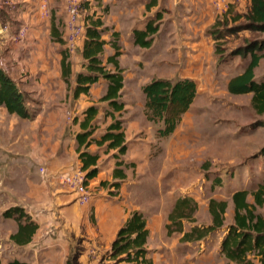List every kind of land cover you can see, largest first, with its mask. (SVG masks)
Segmentation results:
<instances>
[{
  "label": "rangeland",
  "instance_id": "374dc122",
  "mask_svg": "<svg viewBox=\"0 0 264 264\" xmlns=\"http://www.w3.org/2000/svg\"><path fill=\"white\" fill-rule=\"evenodd\" d=\"M150 1L42 0L37 4L35 14L44 23L53 24L55 18L58 32L61 36L63 35L62 43H58L65 46L63 51L67 53L68 62L71 65H77L78 69H82V72H85L83 70L85 61L80 50L85 41L86 19L91 16L101 17L105 27L108 28L103 34L107 45L101 60L107 65L108 58L116 52L114 44L119 47L120 56L117 60L124 70L125 77L122 99L126 98L128 104L131 99L132 104L128 107L125 105L124 111L117 116L121 119L126 108L128 110L133 108L134 111L140 109L144 113L145 119L139 116L140 120H138L139 118L136 119L131 111L127 117L131 121L130 124L126 123L125 125V121L122 120L125 131L132 126L140 128L139 130L136 128L137 130H134L131 138L127 140V155H121L117 151H107L105 146L93 145V151L92 147L89 149L90 152L99 154L100 159L102 158L101 164L100 160L98 163L97 179L89 181V184L92 182V186L98 187L106 183V186L103 187L106 189L107 195L112 196L115 192L111 190L110 185L114 179L112 177L113 181L110 183V177L118 160L124 163L123 170L134 178H144L145 170L143 169L145 167L150 169V165L143 160L156 163L158 168L163 167L164 169V184H166L164 192L167 193L172 189L175 195L180 198H191L197 204L196 222L185 220L186 230L184 229V232H189L192 226L212 224L208 222L211 199L226 201L228 208L224 216V227L195 242H199L201 254L205 251V253L213 255L214 260L208 264H229L218 248L221 247L225 230L234 223L232 196L239 190L253 191L264 179V154L262 153L264 149V115L257 114L253 109L251 94L232 95L228 91L227 82L232 76L241 74L250 61L249 55L243 56L242 53L235 52L244 48L249 42L264 39V34L246 29L244 15L250 7L247 0H231L226 5L218 3V0H157V5L148 10L147 4ZM73 2L80 8L79 20L84 26V34L79 39L77 50L71 52L67 41V20L69 6ZM43 4H45L43 13L47 17H41L40 14ZM23 5L24 0H0V25H6L9 28V32L0 37L1 67L5 64V55L9 54V45L19 43L27 38L28 32L22 40L18 38V33L24 25H27L28 31L30 28L27 23H24L25 18L18 16L20 12H26V9H22ZM21 13L20 15H22ZM158 14L162 15L161 20H158ZM151 21H154L159 27L158 32L153 36L152 46L150 48L139 47L135 43L134 32L145 29L146 24ZM114 33H118V36H114ZM218 35H222L223 38L217 40L216 36ZM107 68L113 70L114 66L107 65ZM255 76L258 81L263 78L264 58L255 69ZM184 78H190L196 82L197 94L201 102L198 105V108L201 109L198 111V116L195 117V127L192 129L196 148L193 146L192 149L191 146H187L182 150L174 151L175 148H171L169 151L170 136L160 138L157 132L162 125L149 122L146 119L145 96L142 89L155 79L176 81ZM66 83H69V78ZM97 84L103 88L107 85L105 80H100ZM143 97L144 102L142 101ZM122 102L124 101L122 100ZM99 103L96 106L99 107L101 116L98 115L95 121L94 134V137L98 139L112 122L111 118L105 115V112L109 111L107 103ZM30 104L34 113L40 110L35 101H31ZM68 111L71 114L66 116V124L73 125L76 120L73 114L76 111ZM79 113L75 116L83 119L85 115L82 116L83 113ZM28 124L26 123L23 127L26 140L23 146H27L31 140L36 141L31 134H26ZM70 134L75 133L70 132ZM17 142L19 143V141ZM187 151H190L191 155L185 159L184 152ZM112 159L116 160V164H113ZM0 163L4 165L1 158ZM77 169L74 167L73 170ZM73 170L65 173L71 174ZM1 176L6 175L2 174ZM127 180L128 178L122 180L120 184ZM60 183L63 188L72 190L70 186ZM0 184L4 190V182L1 181ZM107 189H110L109 192ZM88 191L91 193L90 190ZM158 191V187L153 189V192ZM249 201L253 202L252 196ZM165 204L167 206L168 203ZM257 213L264 217V206L258 208ZM188 251L186 249L183 252ZM2 263L4 264V262Z\"/></svg>",
  "mask_w": 264,
  "mask_h": 264
},
{
  "label": "crops",
  "instance_id": "0c3cea01",
  "mask_svg": "<svg viewBox=\"0 0 264 264\" xmlns=\"http://www.w3.org/2000/svg\"><path fill=\"white\" fill-rule=\"evenodd\" d=\"M41 1L24 0L22 9H26V12H20L22 15L19 13L18 16H23L24 23L29 25L28 35L19 43L9 45V54L5 55L2 67L19 83L22 91L31 94L32 101L40 110L34 113L32 118L35 121H32L9 114L4 107L0 109V158L4 161V165L0 163V182H4L3 189L6 190H2L0 184V259L4 264L15 260L30 264H67L68 258L78 252L80 264H126L111 258L112 244L131 214L140 211L146 217L150 232L146 249L149 252L147 258L153 264L212 262V254L199 252V242H182L183 234L168 235L169 215L180 196L175 195L172 189L164 192L163 167L158 168L145 156L143 162H147L150 169H143L144 178L130 177L125 171L128 180L119 188L112 187L111 190L115 192L112 196L107 195L103 186L95 187L91 182L87 186L91 197L85 203L80 190L62 187V173L72 171L74 167L80 169L81 166L76 136L81 131L82 118L76 116L79 112L84 116L87 108L99 105L107 85L103 88L95 84L88 95L74 98L77 74L82 69L70 64L69 83L65 82L62 66L65 46L55 41L52 23H44L36 17V6ZM122 100L127 107L132 105L131 99L130 104L126 98ZM199 103L197 94L179 127L169 137V151L171 148H175L174 151L182 150L187 146L196 148L192 129L201 109L198 108ZM129 109L126 108L121 117L125 125L131 123L127 119L131 111L136 119L139 116L145 119L142 110ZM68 110L76 111L73 115L78 122L73 125L66 124V116L71 114ZM25 122L29 123L26 134H31L36 140H31L27 146H23L26 141ZM136 128L132 126L124 130L126 140L131 138L134 130L140 129ZM70 132L75 134L71 135ZM187 152H184L185 159L191 155L190 151ZM112 160L116 164V160ZM112 181L111 175L110 183ZM155 187L159 188L158 192H153ZM165 203H168L167 206ZM15 206L23 208L38 226L27 243L12 240V235L18 232L19 223L3 216L7 209ZM209 218L211 224L212 216L209 215ZM22 223L25 221L22 220ZM183 225L186 230L185 223ZM186 249L189 251L184 253Z\"/></svg>",
  "mask_w": 264,
  "mask_h": 264
},
{
  "label": "trees",
  "instance_id": "16d2710c",
  "mask_svg": "<svg viewBox=\"0 0 264 264\" xmlns=\"http://www.w3.org/2000/svg\"><path fill=\"white\" fill-rule=\"evenodd\" d=\"M250 3L248 12L244 15L247 30L264 34V0H247ZM157 5V0H151L147 9L151 10ZM158 20L162 15L158 14ZM238 18V16H237ZM235 19V18H234ZM159 27L154 21L148 22L145 29L135 30V43L142 48H150L153 36ZM108 30L101 17L93 16L86 19L85 41L82 49V57L85 61V72L77 74L76 86L73 90L74 98L88 95L92 86L100 80L107 83L106 94L100 99L101 103H107L109 111L106 117L111 118V123L100 139L95 138V121L100 114L98 106H90L84 113L80 122L81 131L77 134V151L81 163V170L86 173L85 186L89 181L97 178L99 173V154L90 152L93 145L105 146L107 151L118 152L125 155L128 150L123 122L117 114L125 109L122 102V92L125 84L124 70L121 68L117 58L120 56L119 47L114 44L116 50L113 56L107 60V65H113L114 70L107 68L101 60L107 42L103 34ZM52 32L55 41L62 43L53 19ZM213 33V32H212ZM114 36H118L114 33ZM217 40L223 38L216 36ZM243 56H250L247 67L239 75L232 77L228 83V91L232 95L251 94L252 107L259 115H264V76L256 80L255 69L264 58V39L249 42L235 52ZM63 76L66 82L70 75V63L65 54L62 60ZM145 96V116L149 122L162 125L158 130L160 138L171 136L179 127L184 115L189 111L197 97V84L190 78L176 81L169 79H155L143 87ZM31 94L20 89L19 83L0 66V109L6 108L9 114L17 115L22 119H31L34 115L30 107ZM75 122H78L77 119ZM264 154V149L262 150ZM123 162L119 161L113 170L114 182L111 187H120V182L127 178L123 170ZM106 186V183H103ZM252 196L253 202L249 201ZM234 205V223L225 230L221 241L220 251L229 264H264V217L257 213V209L264 206V179L252 191L239 190L232 196ZM197 204L191 198H180L175 203L169 215L167 225L168 234L184 233L182 242H195L206 238L208 235L224 227V216L228 203L211 199L209 202V213L212 216V224L209 226H194L189 232H184V221L196 222L195 213ZM4 218L14 219L19 223L18 232L12 235L16 243H27L38 229L25 210L19 206L11 207L3 213ZM25 220V223H22ZM150 232L147 228V220L144 213L135 211L131 214L124 226L119 230L117 238L112 244L110 256L119 263L126 264H153L147 258L149 254L146 249ZM0 264L2 260L0 259ZM7 264H30L18 260ZM67 264H80L79 253H73Z\"/></svg>",
  "mask_w": 264,
  "mask_h": 264
},
{
  "label": "built area",
  "instance_id": "2783aa9c",
  "mask_svg": "<svg viewBox=\"0 0 264 264\" xmlns=\"http://www.w3.org/2000/svg\"><path fill=\"white\" fill-rule=\"evenodd\" d=\"M231 0H218L220 4H227ZM230 4V3H229ZM44 5H42L40 9L41 17H47L45 13H43ZM80 8L76 3H71L69 6L68 12V20H67V38L68 45L71 52H74L78 48L79 39L84 34V26L81 24L80 20ZM9 32L8 26L0 25V37ZM28 32L27 25L21 28L18 33V38L22 40L23 36ZM60 180L63 184L70 186L72 189L80 190L84 195V202H88L91 194L88 191L87 186H85L86 181V173L81 169L75 170L71 174H62Z\"/></svg>",
  "mask_w": 264,
  "mask_h": 264
}]
</instances>
